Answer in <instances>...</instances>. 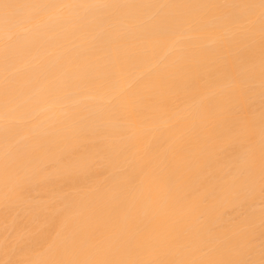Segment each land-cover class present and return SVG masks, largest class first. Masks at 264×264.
Masks as SVG:
<instances>
[{
    "label": "bare ground",
    "instance_id": "6f19581e",
    "mask_svg": "<svg viewBox=\"0 0 264 264\" xmlns=\"http://www.w3.org/2000/svg\"><path fill=\"white\" fill-rule=\"evenodd\" d=\"M6 2L0 264L258 262L261 0Z\"/></svg>",
    "mask_w": 264,
    "mask_h": 264
},
{
    "label": "snow or ice",
    "instance_id": "6c2138e0",
    "mask_svg": "<svg viewBox=\"0 0 264 264\" xmlns=\"http://www.w3.org/2000/svg\"><path fill=\"white\" fill-rule=\"evenodd\" d=\"M90 8V7H106L103 5H29V4H14L6 2V0H0V17H2L4 25L9 27L13 24L14 19L17 15L20 14L21 10L23 9H30V8H38L44 11H47L52 8ZM260 8L262 9L261 12V23H262V31H264V0H261ZM262 135H264V130H262ZM109 179L113 181H119L121 179L120 173L118 171H113ZM262 179H264V176H262ZM70 195V194H69ZM67 198V197H66ZM72 208V202L69 201V203L66 205L65 210L71 211ZM51 264H57V262H51ZM80 264H92L90 261H84L80 262ZM100 264H108V262H100ZM193 264H264V247H262L261 251V259L257 262L255 260H245V261H222V260H205L200 262H193Z\"/></svg>",
    "mask_w": 264,
    "mask_h": 264
}]
</instances>
